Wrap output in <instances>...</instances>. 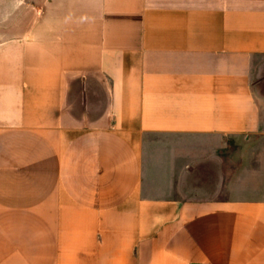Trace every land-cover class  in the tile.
Here are the masks:
<instances>
[{"label":"crops","instance_id":"crops-1","mask_svg":"<svg viewBox=\"0 0 264 264\" xmlns=\"http://www.w3.org/2000/svg\"><path fill=\"white\" fill-rule=\"evenodd\" d=\"M262 91L264 0H0V264H264Z\"/></svg>","mask_w":264,"mask_h":264},{"label":"rangeland","instance_id":"rangeland-1","mask_svg":"<svg viewBox=\"0 0 264 264\" xmlns=\"http://www.w3.org/2000/svg\"><path fill=\"white\" fill-rule=\"evenodd\" d=\"M264 95V91L261 92ZM172 140V139H170ZM170 140L168 139H157V142H169ZM173 141L178 142V143H187V145L190 144H196V142L201 145H204V143H206L205 140H187L183 138L180 139H173ZM184 147H186V145H184ZM233 144H232V148H233ZM189 148V147H188ZM200 148V145H199ZM179 151V149H178ZM181 151V150H180ZM185 148H184V152L179 153V155H176V153H174L173 155L169 156V158L166 160V157H164L161 161H159L158 159V155L161 152L160 149H158V147H155L153 149V153H155V155L153 156V158L155 157V160H151L152 164L154 163H170V162H178V164H182L180 166L185 167L184 171L181 172L179 170L176 171H172L170 169H166L165 170H154L155 167L154 165L152 166V171H151V176L152 178H155L156 181H160V182H165V181H171L173 183V185L178 183V180H183V181H193V183L189 186V188H185L184 187V191L186 192H191V195H195L196 193L200 196L207 194L208 192H211V188H209L207 186V184H212L214 183L216 180H218L220 177L219 175H221V173H217V172H207L206 167L208 164L214 162L213 159H215V163H218L219 161L217 160V158H213L212 156H208L206 154V150H200L197 156H191L189 154H186L187 152H185ZM218 155H216L217 157ZM214 163V164H215ZM158 165V164H157ZM194 169V171H192L191 168ZM196 167V168H194ZM179 169V166H178ZM192 171V172H191ZM192 186V187H191ZM184 193V195L187 194V192ZM193 192V193H192ZM196 192V193H194Z\"/></svg>","mask_w":264,"mask_h":264}]
</instances>
